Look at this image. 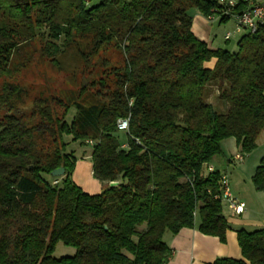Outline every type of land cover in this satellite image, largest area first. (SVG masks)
Masks as SVG:
<instances>
[{"label":"trees","instance_id":"1","mask_svg":"<svg viewBox=\"0 0 264 264\" xmlns=\"http://www.w3.org/2000/svg\"><path fill=\"white\" fill-rule=\"evenodd\" d=\"M93 1L0 0V79L9 81L0 87V264H166L164 233L192 229L196 218L201 234L225 243L222 175L206 165L226 139L253 151L264 130V25L243 33L231 53L191 31L188 11L207 17L218 0ZM33 43L54 67L74 49L89 86L18 109L27 93L12 79L26 67L19 51ZM109 51L114 62L99 59ZM212 85L223 113L206 100ZM127 116V130L118 131ZM64 137L92 142L100 192L72 180L77 161ZM60 168L62 178H52ZM251 182L264 193V158ZM236 237L241 258L211 264H264V229ZM58 244L75 254L53 257Z\"/></svg>","mask_w":264,"mask_h":264},{"label":"rangeland","instance_id":"2","mask_svg":"<svg viewBox=\"0 0 264 264\" xmlns=\"http://www.w3.org/2000/svg\"><path fill=\"white\" fill-rule=\"evenodd\" d=\"M98 1L99 0H94L93 2L96 3ZM248 1L249 3H257L253 0ZM232 23L233 21L227 23V27H232ZM224 25L225 24L221 25L220 31H218L216 34L218 40H220L223 36L222 28ZM242 34L243 33L232 34L229 43L225 44L224 47L226 49H229V52L231 53L235 52L237 48V42L240 35ZM36 48L38 49L37 43H33L29 45V47H25L24 49L19 51L17 61L25 63L26 67L22 68L17 74H15L14 79H12V83L18 84V86L22 89H25L27 93L24 97L25 107H18V109H22V112H27L29 110L30 102L34 97H50L57 95L64 90H76L81 85L83 87H88L90 83V78L83 72L85 64L79 59L74 49L67 50L66 53H64L59 58V66L54 67L47 61L40 58L38 50H36ZM102 56L108 57L112 62L116 60V57H114L111 51L101 54L99 59ZM99 59L95 58L94 60H91V65L89 68H93V71L95 73L101 71L97 64L99 63ZM3 82L9 81L8 79H0V87ZM211 90L212 92H210ZM206 100L208 101V103L214 106L215 112L223 113L222 110L224 108V103L218 100V91L216 90L215 85L208 87ZM2 113L4 114V112ZM71 114L72 113H70L67 119L68 121H70ZM118 135L121 141V148L126 149V139L124 137V133H119ZM64 140L68 143L66 147L67 152H71L74 155L76 161L86 167L87 170L84 171V177L87 178L89 169H92V167H90L91 162L89 158L91 145L86 142L84 144H80L79 142H72L71 137H64ZM229 141L230 139H226L221 143L222 153L214 157V162L217 165L216 167L222 173H225L227 175H225V177L228 180L230 191H234L235 188H239L240 192L248 198V201L252 203L253 214L257 217L259 216V214L264 212V193L261 194V192H257L254 190L251 182V177L261 157L264 155V148L261 146L264 140L261 139V141L259 142L260 144H258L260 146L249 153H243L240 150L236 152L234 146H229ZM235 153L239 154L240 157H243L242 161H230V163H228L229 159ZM248 157L249 163L247 162L244 167L243 163ZM253 163L256 164L254 165V167ZM45 179L48 182L51 181V177L49 176L45 177ZM72 180H74L73 177ZM78 180L79 179L76 176V181L78 182ZM232 186H235V188H232ZM221 204L222 207L226 208V204L224 202H222ZM247 214L248 213H245L244 217ZM74 254L75 249L66 247L62 244H58L53 253V257H72Z\"/></svg>","mask_w":264,"mask_h":264},{"label":"crops","instance_id":"3","mask_svg":"<svg viewBox=\"0 0 264 264\" xmlns=\"http://www.w3.org/2000/svg\"><path fill=\"white\" fill-rule=\"evenodd\" d=\"M253 1L257 3L261 2V0ZM188 14L192 19L191 31L198 40L205 42L210 49H222L229 51V49H226L224 45L229 43L230 38L225 41L224 36L227 33L234 31L233 20H228L226 23H220L217 20L208 21L195 9H190ZM230 21H233V25L232 27H227L226 24ZM223 24H225L222 28L223 36L220 40H218L216 34L220 31L221 25ZM213 64L214 61H211L207 66L211 68ZM210 92H212V90ZM223 106L224 108L222 111L226 110V105L224 104ZM261 139L264 140V130H262L257 137L256 149L260 146L258 144H260L259 142ZM229 142V146H234L237 152L238 148L236 147L234 139L230 138ZM261 146L264 148V142ZM236 155L239 154L235 153L230 158L231 160L229 159L228 163H230V161H237L234 159ZM249 157L246 161H244V167L247 162L249 163ZM262 157H264V155ZM209 165H211L214 170L219 171L221 175H226L216 167L217 165L214 162V159L209 163ZM254 165L256 164L253 163V167ZM86 170V167L77 161L72 174L74 179L73 181L76 184L78 183L77 185L86 193L95 194L100 192L101 184L93 178L90 169L87 178L84 177V171ZM76 176L79 179L78 182L76 181ZM233 187L235 188V186H232V188ZM231 194L234 199L244 204V210L240 215H233L227 208L222 207V213L228 225V229L225 234V243H221L217 237L201 234L197 230L199 220L196 218L195 227L192 229H181L174 235L171 233H164L162 238L163 242L171 250V255L166 264H211L219 258H241L236 232L240 229H244L246 231L264 229V212L256 217L253 214L252 203L248 201V198L240 192L239 188H235L234 191H231ZM245 213L248 214L244 217Z\"/></svg>","mask_w":264,"mask_h":264},{"label":"built area","instance_id":"4","mask_svg":"<svg viewBox=\"0 0 264 264\" xmlns=\"http://www.w3.org/2000/svg\"><path fill=\"white\" fill-rule=\"evenodd\" d=\"M85 5L89 4L91 0H82ZM247 2L248 0H218V6L210 11V15L205 17L208 21H220L222 18H226L234 21V31L227 33L224 36V40L227 41L234 33H254L260 25L264 23V1L258 3H249V7L243 11H236L234 8L239 4ZM131 102L129 103V105ZM129 116L126 118L118 119L116 122V128L118 131H126L128 128ZM89 145L92 142L88 143ZM235 160L241 161L242 158L239 155L235 156ZM206 169L209 173L214 171V168L207 164ZM220 194L217 196L221 203L226 204V208L233 215H240L243 213L244 204L238 202L233 198L228 186V180L225 175L220 179Z\"/></svg>","mask_w":264,"mask_h":264},{"label":"water","instance_id":"5","mask_svg":"<svg viewBox=\"0 0 264 264\" xmlns=\"http://www.w3.org/2000/svg\"><path fill=\"white\" fill-rule=\"evenodd\" d=\"M64 175V169L60 168V169H57V170H54L52 173H51V177L52 178H59L61 176Z\"/></svg>","mask_w":264,"mask_h":264}]
</instances>
